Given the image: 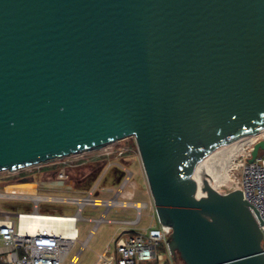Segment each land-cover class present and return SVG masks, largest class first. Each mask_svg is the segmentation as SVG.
<instances>
[{"label":"water","instance_id":"water-1","mask_svg":"<svg viewBox=\"0 0 264 264\" xmlns=\"http://www.w3.org/2000/svg\"><path fill=\"white\" fill-rule=\"evenodd\" d=\"M263 128L264 0H0V172L134 137L184 264H264L259 211L198 168Z\"/></svg>","mask_w":264,"mask_h":264},{"label":"rangeland","instance_id":"rangeland-1","mask_svg":"<svg viewBox=\"0 0 264 264\" xmlns=\"http://www.w3.org/2000/svg\"><path fill=\"white\" fill-rule=\"evenodd\" d=\"M263 136L262 134L259 138ZM234 148H229L228 151L231 152ZM236 158L237 156L234 162ZM61 165L64 167L56 170ZM224 168L222 166L220 170L224 171ZM231 176L233 178L232 172ZM144 185L145 188L142 187ZM220 187L215 190H219ZM224 190H220V193H224ZM140 192L148 196L149 206L146 207L145 203L141 204L139 210V207L130 203L140 199L138 196ZM34 195L67 199L65 201L56 198L36 200L31 197ZM70 197H91L101 202L97 205L89 203L84 206L83 217L77 224L78 240L64 264H70L71 257L78 252L79 258L76 264H95L99 254L109 247L110 253H113L115 248L113 238L117 234L124 230L145 232L146 230L142 229H148L149 226L159 228L161 225L134 137L118 140L100 150L83 152L14 173L0 172V211L32 212L35 204L40 201L39 211L42 213L74 215L78 205L69 201ZM103 200L110 201V205H114L109 207L107 203L103 204ZM122 203L128 205H121ZM75 219L68 221L67 226L48 224L44 226L60 230L65 228L67 232H71L72 220ZM159 251L165 252L163 254L166 264H184L178 256L174 258L170 254L167 244L164 250L160 248ZM154 264L158 262L155 261Z\"/></svg>","mask_w":264,"mask_h":264},{"label":"built area","instance_id":"built-area-1","mask_svg":"<svg viewBox=\"0 0 264 264\" xmlns=\"http://www.w3.org/2000/svg\"><path fill=\"white\" fill-rule=\"evenodd\" d=\"M259 136L247 144L246 152L237 157L235 166L231 169L234 184L222 186L217 191L225 189L224 192H227L241 189L245 199L256 207L263 222L260 227L263 232L264 250V150L260 151L253 161H250L255 144L264 139V136L262 138ZM78 198H89L91 201L96 199L91 197L68 198L69 201L78 205L77 212L74 215H69L76 218L72 222L70 235L64 233L63 230L44 225H38L30 230H22L21 224L25 216L46 214L39 211L40 201L35 204L32 212L0 211V264H64L73 245L78 240L77 224L83 217L82 211L86 205L82 206L75 202ZM93 201L89 203L97 205ZM171 231L172 228L160 225L159 228H151L143 233L122 232L114 241L113 253H110L111 249L108 248L100 254L99 260L103 264H154L155 261L158 264H166L164 254L159 249L163 243L166 244L167 234ZM78 258L79 252L71 257L70 264H76Z\"/></svg>","mask_w":264,"mask_h":264},{"label":"bare ground","instance_id":"bare-ground-1","mask_svg":"<svg viewBox=\"0 0 264 264\" xmlns=\"http://www.w3.org/2000/svg\"><path fill=\"white\" fill-rule=\"evenodd\" d=\"M259 134H264V128L260 129L252 134L246 135L238 140L232 141L226 145L221 146L220 148L214 150L213 152L207 154L203 158H201L198 162V168L201 170V172L206 176L210 184L213 186L214 189L220 187V186H226L230 185L232 186L234 184L233 178L231 176V169L235 166L234 158L241 155V153L246 152V146L253 140L257 138ZM235 147L233 151L229 152V148ZM237 148V149H236ZM236 149V152H235ZM237 159V158H236ZM224 166L225 170L221 171V167ZM232 166V168H231ZM225 172V173H224ZM80 196V195H79ZM22 197H25V195H22ZM29 197V196H28ZM32 198L39 200V199H53V198H60V199H67L65 197H52L49 195L46 196H31ZM27 198V197H26ZM77 203H80L82 206L84 204H87L89 202H92L89 198L86 199H76ZM96 204H99L101 200H94L93 201ZM107 206L111 204L110 201H106ZM126 205L127 203H122L121 205ZM134 203H130L132 205ZM114 205V204H113ZM110 205L109 207L113 206ZM128 205V204H127ZM137 207H141V204L136 203L134 204ZM26 218L22 220L21 228L22 230H30L34 229L36 226L43 224V225H58V226H67L69 224L68 221L71 219H75L73 216H56V215H48V214H35L30 216H25ZM76 220V219H75ZM72 220V221H75ZM34 224V225H33ZM66 233L67 235L71 234V232H67V229H61ZM75 260V259H74Z\"/></svg>","mask_w":264,"mask_h":264},{"label":"crops","instance_id":"crops-1","mask_svg":"<svg viewBox=\"0 0 264 264\" xmlns=\"http://www.w3.org/2000/svg\"><path fill=\"white\" fill-rule=\"evenodd\" d=\"M142 187H144L145 188V185L144 186H142ZM138 196L140 197V199L139 200H137L136 202H133V203H140V204H146L147 206L146 207H148L149 205V202H147V198H148V196L147 195H145L144 193H138ZM144 197H146V198H144ZM147 202V203H146ZM132 203V202H131ZM134 205V204H133ZM134 206H136V205H134ZM151 228H157V227H153V226H149L148 227V229H142L143 231H147V230H149V229H151ZM132 231H134L135 233H138L139 231H137V230H132ZM123 232H127V233H131V231H129V230H124ZM143 233V232H142ZM121 233H119V234H117L114 238H113V242L115 241V239L120 235ZM110 248V247H109ZM161 253H165L164 251L163 252H161ZM100 254H102V253H100ZM100 254H99V256H100ZM102 261H99V259L97 260V262L95 263V264H100Z\"/></svg>","mask_w":264,"mask_h":264},{"label":"trees","instance_id":"trees-1","mask_svg":"<svg viewBox=\"0 0 264 264\" xmlns=\"http://www.w3.org/2000/svg\"><path fill=\"white\" fill-rule=\"evenodd\" d=\"M105 158V157H104ZM102 162V161H101ZM98 163H100L99 161H98ZM62 167H64V165H61V167H58L56 170H59L60 168H62ZM45 170V169H44ZM47 170V169H46ZM131 233L132 234H134L135 232L134 231H131ZM166 247V244H162L161 246H160V248H162L163 250H164V248ZM179 257V256H178ZM180 258V257H179ZM184 263V262H183Z\"/></svg>","mask_w":264,"mask_h":264}]
</instances>
